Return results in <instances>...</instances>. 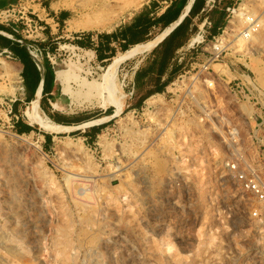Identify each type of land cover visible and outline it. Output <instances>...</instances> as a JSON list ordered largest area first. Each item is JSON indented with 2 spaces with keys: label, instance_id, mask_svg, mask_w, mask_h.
<instances>
[{
  "label": "rangeland",
  "instance_id": "obj_1",
  "mask_svg": "<svg viewBox=\"0 0 264 264\" xmlns=\"http://www.w3.org/2000/svg\"><path fill=\"white\" fill-rule=\"evenodd\" d=\"M101 1L12 0L0 9V26L19 37L7 39L52 70L39 113L67 122L48 133L29 120L20 71L11 70L19 63L0 48V264H264L263 27L228 47L240 28L235 20L224 31L230 11L243 0H205L179 46L119 58L129 46L113 43L98 59L74 42L86 45V34L96 42L144 6L160 14L170 3L143 0L116 16ZM259 6L247 11L256 16ZM112 67L116 115V104L84 85ZM66 69L74 76L64 91L55 72ZM10 119L30 131L17 133Z\"/></svg>",
  "mask_w": 264,
  "mask_h": 264
},
{
  "label": "trees",
  "instance_id": "obj_2",
  "mask_svg": "<svg viewBox=\"0 0 264 264\" xmlns=\"http://www.w3.org/2000/svg\"><path fill=\"white\" fill-rule=\"evenodd\" d=\"M187 2L188 0H170L169 5L160 14H158V12H151L150 6L146 5L141 11L134 15L130 23L120 27L117 31L110 34L97 35L96 42L92 41L91 35H82L87 39V44L84 45L81 41H75L74 44L79 47L92 48L98 59L104 58L102 53L105 51L114 52V48L110 46V44L113 43L119 44L120 49L122 51H125L128 46L130 47L131 45L137 44L139 42V38L143 35H147L151 30L159 28V31L162 32L164 29L169 27L182 14ZM204 2L205 0H194L187 16L160 42L159 47H167V51H169L170 48H175L179 46L181 42L183 43L184 40H178L181 39L180 36L184 35L188 17H191L196 14L197 11L202 10ZM198 3L200 4V6L197 10H195ZM155 4L156 3L153 1L151 3V6H154ZM221 22L222 17H220L213 24V28H219ZM3 29L4 27L0 26V30ZM184 39L187 40V37H185ZM10 42L11 41L7 39V37L0 34V47L9 48V50L13 52V54L21 61L24 66L21 73V78L24 87V93L26 96L25 101L28 102L33 98L35 89L40 82L41 74L34 62L31 60L25 47H19L18 43H14L16 47L9 46ZM45 69L46 71L43 77L42 91L44 86L52 82V70L50 66L48 65V67H46ZM53 121L57 124L67 125V122H61L56 120L55 118H53ZM14 126L15 131L19 134L27 133L30 131V127L22 123L20 119H17Z\"/></svg>",
  "mask_w": 264,
  "mask_h": 264
},
{
  "label": "bare ground",
  "instance_id": "obj_3",
  "mask_svg": "<svg viewBox=\"0 0 264 264\" xmlns=\"http://www.w3.org/2000/svg\"><path fill=\"white\" fill-rule=\"evenodd\" d=\"M142 2H143V0H102L101 3L98 4V6L101 8L113 9V11L115 10L117 12L116 16H119L123 11L137 8ZM245 2H248V0H244L238 9H235L233 11V17L231 18V20H229V22L227 23V26L224 30V31L228 30L229 32H233V30L230 28V24L232 22H234L235 20H238V22L240 23V28H237L236 30L234 29L236 35L234 36V39L232 38V40L227 44L228 47L243 46V44L246 40L252 41V39L256 38V36H257L256 34H257L259 28L263 27L262 30L264 31V24H263L264 23V15L259 14L256 17H253L252 15L245 16L243 14V10H242V7H244ZM251 2L254 3L253 1H251ZM191 3H192V0H188V2L185 5V8H184L182 14L180 15L179 19L186 14ZM255 4H257V5L259 4L262 6V5H264V0H255ZM255 4H253V5H255ZM53 7L55 9V6H53ZM114 18L115 17H113V19ZM247 21H249L248 24H246ZM176 23H178V22L175 21L174 23H172L169 27L164 29L160 34H158L154 39L150 40L149 42L147 41V42L138 43V44H134V45L130 46L128 50H126L125 52L118 55L119 58H120V56H122L123 58H125V56L131 57V56L135 55L136 53L141 54L140 51L146 52V51L151 50L155 46V44L158 45L167 36V34L172 30V28L176 25ZM243 24L245 25L244 27H243ZM253 29H255V30H253ZM259 32H261V30ZM259 32H258V34H259ZM215 47H217V46H215ZM32 56L34 57V55H32ZM112 63H114V61ZM70 64H72V63H70ZM67 67H68V64H67ZM11 70L15 76L19 72V68L17 66H14V65L11 66ZM71 71L72 70L69 71L68 69H66V70H57L55 72V81L57 82V84L63 86L62 90L64 89V91L66 89L67 82L70 81L69 79L74 76V74H73V76H71L72 75ZM75 77H76V75H75ZM102 77H103L102 81L99 84H94V85L84 84V85L87 86V89L89 87L95 89L96 92L98 93V95L103 97L108 104H110V105L116 104L118 106V109H116L115 113L113 114V115H116L117 113H119L122 110V103L119 100V95H115L117 90L115 88V70H114V68L113 67L110 68L108 75H105ZM64 91H61V92L65 93ZM68 91H66V92H68ZM39 100H40V96H39V93H37L36 97L30 102V106L27 109V115H28L29 120L33 124L37 125L42 130H44L45 132H48V133H58L60 131H63L66 128V126L56 124V123L52 122V120H50L46 116H42L39 113V110H40ZM58 101H57V103H58ZM54 106L56 107V105H54ZM113 115H111V116H113ZM106 118H108V117H106ZM106 118H103V119H106ZM32 123H30V124H32Z\"/></svg>",
  "mask_w": 264,
  "mask_h": 264
},
{
  "label": "crops",
  "instance_id": "obj_4",
  "mask_svg": "<svg viewBox=\"0 0 264 264\" xmlns=\"http://www.w3.org/2000/svg\"><path fill=\"white\" fill-rule=\"evenodd\" d=\"M11 3H12V0H0V9H6L7 7H9V6H11ZM1 31H3L2 33H5V35L7 34V36H15V37H17V38H19L18 37V35L13 31V29H8V28H5L4 27V29L3 30H0V34H1ZM2 35V34H1ZM4 36V35H3ZM12 36H11V38H12ZM8 38V37H7ZM94 39L92 38V41H93ZM9 46H15L16 47V45L13 43V42H10L9 43ZM19 47H20V45H19ZM39 47L41 48V50L44 52L45 50H44V46L42 45V44H39ZM0 48H2V49H4L5 51H7V52H10L15 58H16V60L18 61V63H19V65H17V64H13L14 66H17L18 68H19V71H20V76H21V73H22V71H23V68H24V66H23V64L21 63V61L13 54V52H11L10 50H9V48H4V47H0ZM25 49L27 50V48L25 47ZM53 48H51L50 50H52ZM27 52H28V50H27ZM28 54H29V56H30V58H31V60L34 62V64L36 65V67H37V69L40 71V67H42V71H43V73L45 74V71H46V67H48V65H47V63H46V61H44V63H43V65H39L38 63H37V61H36V59L32 56V54H30L29 52H28ZM42 71H40V73L42 72ZM41 79H43V77H41L40 76V81H41ZM22 85H23V83H22ZM38 87V86H37ZM37 87H36V89H37ZM23 89H24V87H23ZM36 89H35V92H34V94H33V98H32V100L36 97V95H37V93H36ZM39 93V96H41V93L40 92H38ZM26 97V96H25ZM32 100H30V102L32 101Z\"/></svg>",
  "mask_w": 264,
  "mask_h": 264
},
{
  "label": "built area",
  "instance_id": "obj_5",
  "mask_svg": "<svg viewBox=\"0 0 264 264\" xmlns=\"http://www.w3.org/2000/svg\"><path fill=\"white\" fill-rule=\"evenodd\" d=\"M211 2L213 1V0H210ZM244 1V0H243ZM252 0H249L248 2H245V4H244V7L242 8V10H243V14L245 15V16H247V15H252L253 17H256L255 15H253L252 13L250 14L248 11H247V4L249 3V6H251L252 7V2H251ZM259 7H261V5L259 6ZM7 9V8H6ZM235 9H232L231 11H230V13H231V18L233 17V11H234ZM259 14H262V15H264V5H262V9L259 11ZM258 14V15H259ZM252 17V18H253ZM229 22V21H228ZM227 22V23H228ZM248 22L249 21H247V23L246 24H248ZM257 29V28H256ZM253 30H255V29H253ZM2 34V33H1ZM11 37V36H10ZM28 50V52L30 53V54H32L30 51H29V49H27ZM4 52H7V51H5L4 50ZM8 114H10L11 113V111H8L7 112ZM11 120V122H12V126L14 127V124H15V122L17 121V119L14 121V120H12V119H10Z\"/></svg>",
  "mask_w": 264,
  "mask_h": 264
},
{
  "label": "water",
  "instance_id": "obj_6",
  "mask_svg": "<svg viewBox=\"0 0 264 264\" xmlns=\"http://www.w3.org/2000/svg\"><path fill=\"white\" fill-rule=\"evenodd\" d=\"M193 2H194V0H192V3H191V5H190V7H189V9L187 10V12H186V14L184 15V16H182L180 19L178 18L177 20H176V22H178V23H176V25L172 28V30L176 27V26H178L181 22H182V20L187 16V14H188V12H189V10H190V8H191V6H192V4H193ZM180 17V16H179ZM171 30V31H172ZM170 31V32H171ZM169 32V33H170ZM2 33V32H1ZM168 33V34H169ZM167 34V35H168ZM2 35H4V36H6V37H8V38H11L10 36H7V34L5 35V33H2ZM39 69V68H38ZM42 86H43V79H41V81L39 82V84H38V87H37V89H36V93H38V92H42Z\"/></svg>",
  "mask_w": 264,
  "mask_h": 264
}]
</instances>
